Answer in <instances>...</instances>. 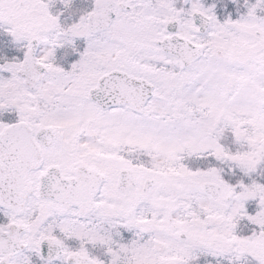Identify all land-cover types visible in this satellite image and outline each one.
Masks as SVG:
<instances>
[{
    "label": "snow or ice",
    "instance_id": "1",
    "mask_svg": "<svg viewBox=\"0 0 264 264\" xmlns=\"http://www.w3.org/2000/svg\"><path fill=\"white\" fill-rule=\"evenodd\" d=\"M0 264H264V0H0Z\"/></svg>",
    "mask_w": 264,
    "mask_h": 264
}]
</instances>
